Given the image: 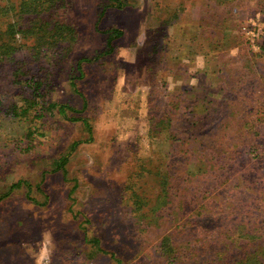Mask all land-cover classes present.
Masks as SVG:
<instances>
[{
  "label": "rangeland",
  "instance_id": "1",
  "mask_svg": "<svg viewBox=\"0 0 264 264\" xmlns=\"http://www.w3.org/2000/svg\"><path fill=\"white\" fill-rule=\"evenodd\" d=\"M263 43L264 0H0V264H264Z\"/></svg>",
  "mask_w": 264,
  "mask_h": 264
},
{
  "label": "trees",
  "instance_id": "2",
  "mask_svg": "<svg viewBox=\"0 0 264 264\" xmlns=\"http://www.w3.org/2000/svg\"><path fill=\"white\" fill-rule=\"evenodd\" d=\"M109 1H112V0H109ZM43 5H44V1L39 2V3L37 4V6L44 8ZM115 6H116V5H115ZM37 8H38V7H37ZM37 8H36V9H37ZM36 9H33V11H35ZM33 11H32V12H33ZM111 40H112V36H109V39H108L107 43L109 44ZM262 50H264V43L262 44ZM60 110H61V106H60Z\"/></svg>",
  "mask_w": 264,
  "mask_h": 264
}]
</instances>
